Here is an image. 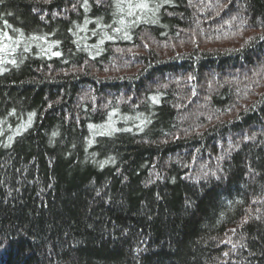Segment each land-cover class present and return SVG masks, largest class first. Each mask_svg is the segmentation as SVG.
I'll return each instance as SVG.
<instances>
[{"label":"trees","instance_id":"obj_1","mask_svg":"<svg viewBox=\"0 0 264 264\" xmlns=\"http://www.w3.org/2000/svg\"><path fill=\"white\" fill-rule=\"evenodd\" d=\"M130 2L0 0V264H264V0Z\"/></svg>","mask_w":264,"mask_h":264},{"label":"snow or ice","instance_id":"obj_2","mask_svg":"<svg viewBox=\"0 0 264 264\" xmlns=\"http://www.w3.org/2000/svg\"><path fill=\"white\" fill-rule=\"evenodd\" d=\"M128 15L129 16H135L137 14L136 10H148L149 9V4L147 2H139L136 4H132L129 0V4H128ZM5 26L9 27L7 25V22L5 21ZM14 31H18V30H14ZM117 31H119V29H117ZM20 35L22 36L23 34L20 33ZM31 39H37V40H45L46 41V37H32ZM109 39H112V37H109ZM261 39H264V37H261ZM103 42V41H101ZM15 44L17 47H19V41L18 39L14 38L13 36H10L6 31H2L0 32V51L5 52V53H10L11 52V46ZM27 50V49H25ZM48 52H51L52 55H60L59 52H52V46L49 45ZM5 61L3 59H0V63H4ZM8 63H12L15 64L16 61L15 59H12L10 61H7ZM154 102H158L156 100L155 97L152 98ZM34 115V114H32ZM31 117L29 118V123H30ZM91 127V126H90ZM17 134H19V129L17 130ZM53 135H55V133H53ZM235 231V230H233ZM0 245H3V240H0ZM225 255H227V253H225Z\"/></svg>","mask_w":264,"mask_h":264}]
</instances>
